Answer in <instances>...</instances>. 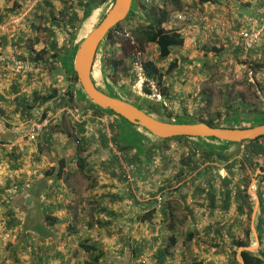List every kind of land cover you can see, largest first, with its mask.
<instances>
[{"label": "crops", "instance_id": "obj_1", "mask_svg": "<svg viewBox=\"0 0 264 264\" xmlns=\"http://www.w3.org/2000/svg\"><path fill=\"white\" fill-rule=\"evenodd\" d=\"M31 1L0 0V19L8 20L17 11H26L25 23L29 20L31 25L32 22L35 25L42 23L41 19H35V14L42 15L37 9L39 6L43 7V4L30 9ZM52 2L58 8L61 7L60 0ZM181 3L184 9L192 11L194 15L208 10L213 16L220 18L225 35L206 39L204 30L195 33L188 29L190 25L186 26L185 45L174 49L170 58V61H178V67L168 78V99L170 103L174 102V106L177 93L184 92L181 88L183 81L188 78L191 82L195 80L194 86L200 85L203 83L201 76L196 79L192 76L198 71L197 68H200L198 73H203L206 71L204 65L211 61L210 58L211 64H219V59L225 53L233 51L214 57L211 52L206 56L204 48H222L220 46L229 45L226 33L238 30L247 19H253L256 27L264 23V0H209L204 3L200 0H181ZM79 25L80 22L78 27ZM16 31L0 33V190L3 192L0 199V219L5 220L6 211L10 209L19 220L18 226L10 229L11 236L17 239L13 256L21 257L24 251L34 247L37 255V261L32 259L34 264H84L87 256L80 248V243L88 240L97 243L103 250L104 257L100 264H157L156 255L161 247L170 252L167 264H212L213 259V264H223L221 260L226 258L220 254L212 258L214 250L211 247L218 246L216 242L219 240H227L230 234L237 236L242 233L246 226V215L241 220L218 210L211 213L208 201L200 200V197L194 198L197 187L205 189L203 181L197 177L199 182L181 181L178 184L165 181L166 179L141 181L149 184L150 191L148 190V197L140 198V181H134L130 186L120 178V167L127 169L124 159L128 154L115 148L111 142L112 133L106 117L102 114H85L82 109L76 116L72 113V108L59 107L60 100L57 99L42 104L44 98L60 89L53 77L54 72L64 64L65 57L70 56L61 55L54 64L56 59L49 52L40 61H34L32 55L44 49L50 51L46 44L50 42L48 35L35 34L26 28L23 32ZM56 32L62 36L59 30ZM3 41L6 42L5 45L1 44ZM71 43V47L68 43L69 49L75 45ZM252 54L245 55V58H263L262 52L253 56ZM74 90L76 91L75 85ZM178 97L183 99L185 95ZM91 120H94L93 124ZM36 121H46L47 126L33 138L30 129ZM116 121L122 143L135 147L130 155L141 151L138 145L131 144L125 137L127 125ZM81 124L85 128L81 136L92 143L85 145V149L88 147L86 151L78 147L76 141ZM101 136L109 140L106 146L102 145ZM218 145L222 150L226 148L227 152L224 151L222 158L225 161L219 159L226 162V167L234 160H241L239 157L244 152L241 150L243 145L219 142ZM149 146L151 145L142 149ZM80 157L86 160L84 172L78 166ZM112 162H115V166H111ZM255 162L253 170H262L258 181H264V157ZM133 166L132 172L136 176L137 166ZM162 166L160 164L157 169ZM237 166L233 169L234 173L239 172ZM203 168L204 166L201 171ZM53 169L56 172L49 176L48 173ZM90 169L92 173L98 172L97 181H90V176L86 175ZM61 170L64 173L59 177L57 174ZM180 170L181 167L178 169L179 173ZM150 171L149 169L148 172ZM166 172H162L161 176H166ZM213 183L216 187L217 181ZM261 185V191L255 192L259 197L256 198L254 208L259 210L256 213L255 209L253 217L256 216V223L250 230H255L259 247L256 254L264 261V186ZM163 187L166 188L161 191ZM130 189L133 190V197L128 194ZM160 194L164 198L163 206L172 202V217L168 208L165 213L162 211L163 206L158 207L157 197ZM195 204L201 211L204 209L207 212L195 213ZM151 212H154L152 216L149 215ZM49 216L57 221L52 224ZM189 234L194 237L189 239ZM3 236L4 233L1 232L0 242H3ZM137 252H140L138 257ZM2 254L0 246V256ZM231 263L228 261V264Z\"/></svg>", "mask_w": 264, "mask_h": 264}, {"label": "trees", "instance_id": "obj_2", "mask_svg": "<svg viewBox=\"0 0 264 264\" xmlns=\"http://www.w3.org/2000/svg\"><path fill=\"white\" fill-rule=\"evenodd\" d=\"M54 1V0H53ZM59 1V0H58ZM171 1L173 6V11H170L168 9V6L166 4H162V2ZM201 3L209 2V0H200ZM106 0H60L61 7H57L52 0H43L40 2V4H43L42 6H39L37 9V12H41L42 15H39L38 13L35 14V19H41L42 23L35 25V22H32L31 25L29 21H26L25 28L26 30L29 29L30 32L33 33H46L48 35L49 41L46 44L48 45V49L50 51H47L44 49L43 51L36 53V55H32V58L34 61H40L43 59L42 57L47 53H53L52 57L56 59L54 61V64H56L58 61L57 59L64 55L69 49H68V43H70V36H72V32L76 31L78 28V23L80 22L79 17V9L84 10L86 8L91 7H97L101 4H104ZM137 4V12L135 18H138L139 25L137 27L133 28L131 38L125 36V31L121 29V26L125 21L119 23L114 28H112L106 39H105V45L107 49V55H109V58L107 59V63L109 65V68L112 69L111 74L115 75V77L121 76L122 78L127 76L131 78L132 83H135L137 81V77H135V74L132 73V69L134 68V64L138 61L137 60V54L140 51H143L146 45H155L159 52V59L158 62H153L151 60H145L142 65L144 69V74L147 79L146 82H156L157 86L160 87L162 82H164V79L167 81L168 78L173 75L175 69L178 67V61L172 60L170 61V58L172 54L174 53V49L182 48L185 45L186 38L183 34L178 33L176 30H168L166 28V25L168 23V20L170 19L171 15L174 12H180L184 11L185 9L182 7L181 0H136ZM37 6V7H38ZM36 7V8H37ZM19 11H17L15 14H18ZM194 15V14H193ZM7 21L5 19L2 21L0 19V25L4 24ZM56 30H59L60 35L67 34V37L61 41V38L59 34H57ZM24 31V30H23ZM21 31V32H23ZM2 33V32H0ZM17 34V33H16ZM2 38V37H1ZM61 41V42H60ZM1 44L5 45L6 42H1ZM2 45V46H3ZM60 45V47H59ZM1 46V45H0ZM229 46V45H228ZM226 46V47H228ZM101 47V46H100ZM138 47L140 49L138 50ZM226 47L222 48H216L208 49L204 48L206 56L211 52L212 56L219 57L224 52L228 51V49H225ZM229 48V47H228ZM34 50V49H33ZM236 50V54L239 55L244 54L240 49L234 48L233 51ZM122 51L123 53L120 55L118 52ZM99 52V51H98ZM257 52H263V58H259L261 62L258 64H251V69L253 70L254 76L257 75L256 72H260L264 70V37L261 39V43L259 46H257L254 50L250 51L247 55H251L252 53L257 54ZM34 53V54H35ZM98 55V53H97ZM246 55V54H245ZM49 61V60H48ZM167 62L168 68H160V64ZM254 62V61H253ZM49 64H52L50 62ZM55 70V68H54ZM71 82L73 85H70L68 88H66L65 92L63 94H60L59 90H55L52 95H50L47 98L43 99V103L45 104L49 100L57 99L59 101V107H70L74 110L80 111V106L78 105V102L76 100L74 85L77 84L78 79L76 76V73L74 72L71 77ZM115 80V78H114ZM116 82V80H115ZM149 83H145L147 86ZM96 84V82H95ZM249 91H252L254 97L261 101V94L262 91L264 92V85H261L260 83H252L249 81ZM169 89L166 88L164 90V95L166 97H170L169 95ZM147 95L152 94V90L150 87H146L145 89ZM184 101V99H181ZM236 106L234 104H230L229 100L226 99V116H232L239 113L244 114H259L260 109L257 107L255 103L252 101H248L246 99V96L244 93L240 94V98H236L235 100ZM203 102L200 101L196 104V108L198 109V112L201 114L197 117V120L193 122L198 123H205L215 128H230L229 126H223V124L218 123L217 121L213 119H206L202 116L203 114ZM82 112L92 113L96 116H101L103 112H100L96 109H94L93 106L90 107H82ZM230 111V112H229ZM186 112V111H185ZM169 118H172V115H168ZM186 116H188V113H186ZM219 118L218 120L223 116L221 113L218 114ZM94 120H91L92 124ZM125 121V120H123ZM90 122V123H91ZM127 124L133 125L127 121H125ZM177 122H184V121H177ZM264 125V124H263ZM80 126V132L78 134L79 137L76 138L77 143L79 144L78 147L81 149L88 145H92V143L88 142V139L81 136L83 134L85 128L84 125ZM135 126V125H134ZM109 128L112 133L111 142L114 144L115 148L120 150L121 152L128 154L124 161L125 163L130 166L131 168L134 167L133 165L137 166V177L145 180V172L149 171L150 166H154V162L161 157L162 159L165 157L162 155L164 150V145L170 141H178V142H184L186 140H189L188 137H176L171 139H165L158 143H154L151 146L145 148L144 150L141 149L138 150L135 154L130 155V153L135 149V147L131 145H125L122 143L120 138V131L119 126L116 121V119H111V122L109 124ZM235 128V127H231ZM239 128V127H237ZM201 139V138H198ZM109 140L106 139L105 136H101V143L103 146L107 145V142ZM232 144V143H230ZM86 145V146H85ZM241 145L244 146V152L242 154L241 160H234L228 165L226 168L228 170L229 176L225 178H221L220 175H218V172H216V169L212 163L214 162V155L212 154H200L198 153V148L193 147L191 150L188 151V154H184L180 160V173L183 174L184 172L189 173H197V177L199 179H206L208 183L209 190L206 192L207 200H208V206L211 209V213H214L216 210H218L220 213H227L232 205V202L235 201L237 204V213L239 216H248L247 210H252V205L250 203V195H249V188L251 186V180L248 177H243L239 179L238 183H236L235 188V196L232 195V185L234 184V181L236 179L235 173L233 172V169L239 164V169L241 173H248V170L251 171L254 169L256 160L264 157V136L260 137L256 140L252 141H244L241 143ZM88 148V147H87ZM86 148V149H87ZM86 149L84 151H86ZM83 150V149H82ZM143 150V151H142ZM162 155V156H161ZM221 161H225L223 158V155H218ZM164 162H166V159H163ZM117 162V159L114 160ZM115 162L111 163V166H115ZM78 166L81 168L82 172L85 170L86 166V160L85 158H79ZM170 164L166 163V166L162 169L163 172L166 171ZM204 166V168L201 171V168ZM111 168V167H110ZM122 173H120V178L126 179L125 170L123 167H120ZM56 171L53 169L48 173L49 176L53 175ZM64 173L63 170L59 171L57 176L61 177V174ZM87 176H92V169L87 170ZM88 177V178H90ZM242 180V181H241ZM215 181H220L219 183V189L214 187ZM171 187V186H169ZM166 187L161 188V191L165 189ZM197 192L194 194V198H199L200 200L203 199L202 192L204 189H201V187L196 188ZM3 196V192L0 190V199ZM185 200V197H183ZM234 199V200H233ZM206 200V201H207ZM205 201V200H204ZM262 203V201H261ZM1 204L4 205L2 202ZM166 208L170 211V216L172 217L174 214V208H172V202H168L163 206V210L166 213ZM192 212V211H191ZM154 212H151L149 215L152 216ZM193 213V212H192ZM148 216V215H147ZM146 216V218H147ZM49 221L54 224V221H57V219L49 216ZM7 228L13 229L14 227L18 226L19 220L17 219L16 214L11 211L10 209H7L6 211V218H5ZM242 235H234L230 234L229 238L232 240V248L235 250L236 248H247L250 246L249 237L251 235V231L249 229H245L242 233ZM221 236V235H220ZM194 237L193 234H189V239H192ZM176 244V242H174ZM80 248L85 252L87 256V261H85L84 264H100L101 259L104 257L103 250L97 243H92L90 241H81ZM141 251V250H140ZM242 258L244 259L245 264H264V261L260 258V255H255L251 253L250 251H242L241 253ZM140 256V252H137V257ZM168 256H170V252L168 249H164L161 247L158 250V255H156V262L157 264H167ZM231 264H238L237 260H233Z\"/></svg>", "mask_w": 264, "mask_h": 264}, {"label": "rangeland", "instance_id": "obj_3", "mask_svg": "<svg viewBox=\"0 0 264 264\" xmlns=\"http://www.w3.org/2000/svg\"><path fill=\"white\" fill-rule=\"evenodd\" d=\"M114 0H106L104 4H101L97 7H91L86 8L84 10L79 9V16H80V25L77 28L76 31L72 32V36H70V43L69 46L71 47L73 42L75 45L72 47V51H70L68 47V51L65 53L70 56V58H67V56L64 59V64H61L58 71L54 72V76L57 85H59V91L60 94H63L68 88V85H73L71 82V75L74 73V67L73 62L71 63V56L77 51V48L79 44L81 43V40H83L94 28H96L105 18L107 13L111 10L113 6ZM162 4H166L168 6V9L170 11H173V6L171 1L162 2ZM183 7V4H182ZM192 13V11L185 9ZM137 12V4L136 0H133L132 4V10L131 15L128 18L126 22L123 23L121 26V29L125 31V36L131 38L132 29L137 27L139 25L138 18H135ZM42 19V18H41ZM62 35V34H61ZM66 35H62L60 38H66ZM82 37V38H81ZM81 38V40H80ZM78 42V44H76ZM227 44H229L227 42ZM77 45V47H76ZM228 46V45H227ZM220 47H224L220 46ZM226 47V44H225ZM229 47V48H228ZM225 49H228V51L233 50V46L229 44V46ZM107 49L105 45V41L101 44V47L99 49L96 62L94 65L93 70V78L96 82L97 86L104 91L105 93L127 100L129 102H132L136 104L137 106L147 110L149 113L154 114L155 116L161 118V119H168L173 121H184V122H193L197 120V117L201 114L198 112V109L196 108V104L200 101L203 102V114L202 116L206 119H213L217 121L218 123L223 124V126H229V127H239V128H252L255 126L263 125L264 124V92L262 91L261 94V101L256 99L252 93V91H249V81L252 83H260L261 85H264V70L256 72L257 75L254 76L253 70L251 69V64H258L261 62L259 58H251L248 60L245 58V54L239 55L236 54V51H231V53L227 52L223 57H221L219 60V64H211L212 58H210V62L206 63L204 65L205 72L198 73L200 68H197L198 71H195L193 76V79L199 78L203 80V83L198 84L197 86H194L193 83L195 80H189L188 78L182 82L183 86L182 93H177L175 96V104L174 102H169L168 97L164 95V90L166 88H170L169 86V80L167 81L164 79V82L160 85V87L157 86L156 82H146L149 83L148 86L152 90L151 95L146 94V87H148L145 83L141 85V81L139 80V77L137 76L138 73L132 69V73L135 74V77H137V81L135 83H132L130 77H115V75H112V69L109 68V65L107 63V59L109 58V55H107ZM140 47H138V50ZM120 55L123 53L122 51L118 52ZM263 54V52H262ZM254 53L252 54V56ZM64 56V55H63ZM159 52L155 45H146L143 51H140L137 54V60L143 63L145 60H151L153 62H158L159 59ZM248 56V55H247ZM254 61V62H253ZM168 68L167 62L161 63L160 68ZM209 71V72H207ZM209 73V74H208ZM208 74V75H207ZM116 82H115V80ZM152 83H154V86H152ZM191 83V84H189ZM172 86V85H171ZM176 86V85H175ZM173 86V87H175ZM188 86V88H186ZM76 100L78 102V105L82 107H90L93 106L92 103L87 99L86 95L83 93L82 89L76 84ZM264 90V89H263ZM169 91V90H168ZM244 93L246 96V99L248 101H252L257 105V107L261 110L259 114H244L239 113L232 116H226V99L229 100L230 104H234L236 106V98H240V94ZM161 95V99L158 98V95ZM184 101L181 100L178 96L184 97ZM80 108V109H81ZM186 111V112H185ZM81 111L74 110L72 113H74L76 116L79 115ZM230 112V111H229ZM186 113H188V116H186ZM221 113L223 116L218 120L219 116L218 114ZM172 115V118L170 119L168 115ZM102 116L106 117L105 119L109 120V124L111 122V119H115V117L109 113V112H103ZM117 120V119H116ZM118 122L122 125L125 124L128 127L127 133H124L127 140L133 144L138 145L140 149L152 145L154 143H158L160 141H157L152 135H150L147 131L143 130L140 127L127 124L125 121L118 120ZM129 137V138H128ZM134 138V139H132ZM193 147L198 148V153L200 154H212L214 155V162L212 165H214L216 172H218V175H226V171L224 168L226 162L219 161V154L224 156V151H226V148L223 150L220 148L221 146L218 145V141L214 139H189L184 142H178V141H170L164 145V150L162 155H164L166 162H164V158L162 159L159 157L158 163L154 166H150V172H145V180H142L135 176V173L132 172V168L128 166L126 163L127 169L125 170L126 179H123L124 181H127V184L130 186L133 185L134 181H140V188H139V196L140 198H146L148 197V193L150 191L149 184H144L141 181H174L176 184H178L181 181H186L191 183L194 180L198 181L197 172L195 173H189L184 172L183 174L178 172L180 160L184 154H187L189 150H191ZM234 148L233 146H231ZM238 147V146H236ZM241 150L244 151V147H241ZM223 151V152H222ZM161 155V156H162ZM232 155V154H230ZM228 156V155H227ZM240 159L242 156L240 155ZM163 166L161 169H157L160 167V164ZM166 163L170 164V167L166 170V176H161V173L163 172L162 169L166 166ZM239 169V166H237ZM98 172L95 171L93 175L89 178L90 181H97L99 176L97 174ZM258 173V174H257ZM262 170L261 171H248V173H241L240 169L238 173H235V183H238L239 179L243 177H248L251 180V186L249 188V195H250V203L252 205V210L250 211L249 208L247 210L248 216L246 217L247 220H245L246 226L245 229H249L250 227L256 223V216L253 217V214L255 213V201L256 198H258V193L261 191L262 187V181H258V178L260 179V176H262ZM264 173V172H263ZM130 176V178L128 177ZM197 177V178H196ZM203 181V186L208 191L209 188H207V181L206 179H200ZM242 181V180H241ZM199 182V181H198ZM219 182L217 181V189H219ZM144 184V185H142ZM264 186V184H263ZM133 187V186H132ZM173 188V187H172ZM202 192V197L204 200H207L206 191ZM149 190V191H148ZM128 194L133 197L134 193L133 190L130 189V192ZM208 201V200H207ZM192 204H194V201H191ZM208 209V207L206 208ZM182 210V208L180 209ZM258 208L256 209V213L258 212ZM195 213H200L202 211H206L204 209L198 208L197 204H195L194 207ZM207 212V211H206ZM203 213V212H202ZM232 216V215H231ZM200 223V222H199ZM251 231V230H250ZM2 230L0 229V233ZM255 230L253 229L251 231V235L249 237L250 246L246 249L250 251L251 253L255 254L258 250V243ZM241 236L242 234L239 233ZM228 239H222L217 241L218 246H212L211 248L214 250L212 253V258H215L217 255H221L222 257L226 258V260H221L223 264H228L229 262H232L234 259L237 260L238 264H244L242 263V251L243 248L239 249L236 248L235 250L232 248L231 244L232 241L229 237ZM9 240V241H8ZM6 242H0V246L2 249V255L0 256V264H34L32 262V259L34 261H37V255L34 252L36 248L32 247L30 250H26L23 252V255L21 257L19 256H13V247L16 244L17 239H14L11 235L10 238ZM29 240H32L31 238ZM67 243V241H61V243ZM3 245V246H2ZM9 245H11L9 247ZM18 249V248H16ZM21 252V250H20ZM5 257V258H4ZM214 259L211 261L213 264ZM217 263V260H216ZM40 264V263H36Z\"/></svg>", "mask_w": 264, "mask_h": 264}, {"label": "water", "instance_id": "obj_4", "mask_svg": "<svg viewBox=\"0 0 264 264\" xmlns=\"http://www.w3.org/2000/svg\"><path fill=\"white\" fill-rule=\"evenodd\" d=\"M132 4L133 0H114L103 21L81 41L75 53L73 67L78 79L77 85L94 109L109 112L117 120H125L146 130L157 141L188 137L241 144L263 137L264 125L252 128H215L205 123L164 120L132 102L105 93L95 84L93 68L100 46L112 28L130 17Z\"/></svg>", "mask_w": 264, "mask_h": 264}, {"label": "built area", "instance_id": "obj_5", "mask_svg": "<svg viewBox=\"0 0 264 264\" xmlns=\"http://www.w3.org/2000/svg\"><path fill=\"white\" fill-rule=\"evenodd\" d=\"M43 0H32L29 4L30 9H35L38 4ZM53 1V0H52ZM26 11H20L18 14L12 15L4 24L0 25V32L9 33L12 30H17L16 32H21L25 30V19H26ZM187 25H190L188 29H192L191 32H197L204 30L205 38L210 39L213 36H222L225 35L223 31V22L220 18L213 16L208 10H204L198 15H193L187 10L174 12L168 23L166 28L168 30H176L180 34H185L187 30ZM264 37V23L256 27L253 19H247L245 24L239 28L238 30H232L229 33H226V38L229 41L228 43L233 46V48L240 49L244 54H248L250 51L254 50L257 46L260 45L261 39ZM134 70L138 73L139 80L141 81V85L147 81L143 65L140 61H137L134 64ZM154 86V83H152ZM158 98L161 99V95H158ZM47 126L46 121H36L33 123L30 131L31 136L35 138L40 133H42ZM188 154V153H187ZM158 163V159L154 162V164ZM226 175H222L225 178ZM130 178V176L128 175ZM220 183V182H219ZM264 184V181L262 182ZM236 185V183H235ZM235 185H232V195L235 196L236 188ZM234 200V199H233ZM158 207L161 208L164 203V198L160 194L157 197ZM230 215H234V217H239L241 220L244 217L238 216L237 213V204L233 201L230 210L227 212ZM0 229L4 233L2 237L3 241H6L10 238L11 230L7 228V224L5 220L0 219Z\"/></svg>", "mask_w": 264, "mask_h": 264}, {"label": "clouds", "instance_id": "obj_6", "mask_svg": "<svg viewBox=\"0 0 264 264\" xmlns=\"http://www.w3.org/2000/svg\"><path fill=\"white\" fill-rule=\"evenodd\" d=\"M104 41H105V40H104ZM190 139H198V138H190ZM201 139H202V138H201ZM214 140H216V139H214ZM216 141H218L219 143H227V142H222V141H219V140H216ZM227 144H230V143H227ZM232 145H241V144H233V143H232ZM158 160H159V159H158ZM154 165H155V164H154ZM238 166H239V165H238ZM225 167H226V166H225ZM224 169L226 170V168H224ZM226 171H227V170H226ZM197 173H198V172H197ZM226 174H227V176H229L228 171L226 172ZM227 176H226V177H227ZM220 177L223 178L222 175H220ZM202 179H203V178H202ZM216 188H217V187H216ZM232 203H233V202H232ZM238 216H239V215H238ZM241 217H243V216H241ZM246 217H247V216H246ZM246 217H245V219H246ZM236 218H239V217H236ZM239 219H240V218H239ZM240 249H241V248H240ZM244 250L248 251L246 248H243V251H244ZM256 255H258V254H256ZM242 259H243V258H242ZM243 261H244V259H243ZM244 263H245V262H244Z\"/></svg>", "mask_w": 264, "mask_h": 264}, {"label": "bare ground", "instance_id": "obj_7", "mask_svg": "<svg viewBox=\"0 0 264 264\" xmlns=\"http://www.w3.org/2000/svg\"><path fill=\"white\" fill-rule=\"evenodd\" d=\"M74 56H75V54H74ZM146 131V130H145ZM154 137V136H153Z\"/></svg>", "mask_w": 264, "mask_h": 264}]
</instances>
